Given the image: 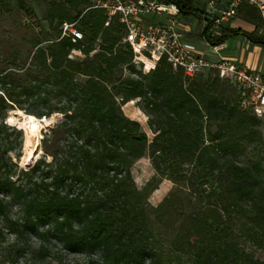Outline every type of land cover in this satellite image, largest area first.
Here are the masks:
<instances>
[{
	"label": "trees",
	"instance_id": "trees-1",
	"mask_svg": "<svg viewBox=\"0 0 264 264\" xmlns=\"http://www.w3.org/2000/svg\"><path fill=\"white\" fill-rule=\"evenodd\" d=\"M8 1L32 14L23 0ZM47 1L55 38L33 42L29 65L0 70L2 227L97 264H264V158L244 161L264 145L262 122L242 107L237 88L213 71L188 78L165 60L144 74L119 21L106 27L90 0ZM180 7L206 18L195 0ZM239 13L262 21L250 6ZM65 23H76L83 40L62 37ZM239 35L264 42L256 31L224 27L217 43ZM134 100L152 141L123 111ZM15 108L37 119L62 115L29 170L13 157L21 154L11 137L21 131L6 117ZM146 156L156 175L139 189L132 168ZM165 180L174 187L155 207L149 198Z\"/></svg>",
	"mask_w": 264,
	"mask_h": 264
},
{
	"label": "built area",
	"instance_id": "built-area-1",
	"mask_svg": "<svg viewBox=\"0 0 264 264\" xmlns=\"http://www.w3.org/2000/svg\"><path fill=\"white\" fill-rule=\"evenodd\" d=\"M90 1V9L104 12L106 27L115 20L123 25V43L131 48L133 62L143 64L146 72L154 70L162 60L188 78L213 71L237 88L244 109L260 119L264 118V76L242 63L221 56V45L217 43L225 24L236 18L245 5L257 10L264 25V0H197L205 5L202 10L205 19L210 21L207 34L210 42H204L212 47L211 53L199 48L191 38L193 28L182 18L181 0ZM203 23L205 27L206 22ZM62 31V37L84 38L76 23H65Z\"/></svg>",
	"mask_w": 264,
	"mask_h": 264
},
{
	"label": "rangeland",
	"instance_id": "rangeland-1",
	"mask_svg": "<svg viewBox=\"0 0 264 264\" xmlns=\"http://www.w3.org/2000/svg\"><path fill=\"white\" fill-rule=\"evenodd\" d=\"M23 1L31 10V15L20 9L17 2L15 1L9 2L6 0L8 3L7 8L0 9V70L13 67V62H16L21 67L29 65L30 56L34 53L33 42L35 40H41L43 42L42 46H44L56 36L54 32L52 36H48L49 25L47 22V16L49 12V2L47 0ZM195 3L200 9L204 10L205 5L202 2L195 0ZM182 18L187 20L188 24L192 26L193 32L191 33V38H193L195 44L202 50L211 53L212 47L207 46L204 42L205 39L201 36L204 23L191 16L182 15ZM236 20L239 24H248L255 27L257 35L264 38V25L262 21L259 26H256L255 24L244 20L240 13L234 21ZM247 41L249 40L242 35L232 37L223 43V53H234L236 52V48L238 49L241 44L245 45ZM73 57L83 56L81 53L75 52L73 53ZM134 65L136 70L142 71L144 74L149 73L144 70L143 64L134 63ZM128 75L129 72L126 71L124 77H128ZM204 75L208 77L210 74L206 72ZM138 102L139 100L131 101L129 104H126L123 107V111L127 117L141 123L143 132L146 133L149 140L152 141L155 135L148 126V117L137 106ZM130 108H135L137 110V117L133 118L131 116ZM24 113L25 112H21L17 108L10 109L7 113L6 122L11 127H15L21 131V135L17 136L13 134L11 137L13 140H17V142H15L17 145L16 147L21 154L20 158H18L16 154H13L14 161L18 163L20 169L29 170L41 158H43L44 151L42 148V140L45 136V133L47 132L48 127L54 126L62 118V115L54 114L50 117L48 122L42 123L41 130L38 132L36 137V155L31 161H29V164H27V156L34 145V137L29 134V128L25 125L26 118ZM261 122V131L264 140V118L261 119ZM253 149L254 147L249 149L248 154L244 159L245 162L247 160L264 158V145L259 146L257 151H253ZM18 151L17 153H19ZM50 160L51 157L48 158V161ZM132 174L137 187L142 189L156 175V172L152 166L150 158L146 156L136 162L132 168ZM173 187L174 185L172 182L165 180L160 185L159 189L156 190L149 198L151 205L155 207L158 206L168 196ZM159 191L162 193L158 195ZM15 213L16 209L13 211V214L16 217ZM0 227H2L1 221ZM0 264L97 263L95 261L90 262L83 255L69 254L63 251L61 246L57 244L55 240H49L44 246L33 236L26 237L24 240H18L9 229L2 227L0 235Z\"/></svg>",
	"mask_w": 264,
	"mask_h": 264
},
{
	"label": "crops",
	"instance_id": "crops-1",
	"mask_svg": "<svg viewBox=\"0 0 264 264\" xmlns=\"http://www.w3.org/2000/svg\"><path fill=\"white\" fill-rule=\"evenodd\" d=\"M235 19L236 18L232 19L229 23L225 24L224 27L225 28L228 27L231 29H242L246 33H253L255 31V27L248 25L246 23H245L246 25L239 24L237 20L234 21ZM223 43L219 44L221 45V49L224 46ZM221 56L232 62L242 63L247 67H249L250 69L260 72L264 76V45L263 44H253L247 41L245 45L241 44L238 47V49L236 48V52L234 53H230V52L223 53V50H221ZM130 114L133 118L137 117L138 115L137 110L135 108H130ZM159 192L158 195L162 193Z\"/></svg>",
	"mask_w": 264,
	"mask_h": 264
},
{
	"label": "bare ground",
	"instance_id": "bare-ground-1",
	"mask_svg": "<svg viewBox=\"0 0 264 264\" xmlns=\"http://www.w3.org/2000/svg\"><path fill=\"white\" fill-rule=\"evenodd\" d=\"M149 67H150V64H148V68ZM25 118H26L25 125L28 126V128H29V134L32 137H34V140H33L34 145L32 146V148H31V150L27 156V161H26V163L29 164V161H31L35 157L36 152H37L36 137H37L38 132L41 130L42 123L48 122V120L50 118L37 119L33 116H26V115H25ZM159 193H161V192H159Z\"/></svg>",
	"mask_w": 264,
	"mask_h": 264
},
{
	"label": "water",
	"instance_id": "water-1",
	"mask_svg": "<svg viewBox=\"0 0 264 264\" xmlns=\"http://www.w3.org/2000/svg\"><path fill=\"white\" fill-rule=\"evenodd\" d=\"M194 16H196V15H194ZM203 21L206 22V26H205L204 29H203V36H204V39H205L206 41L210 42V39L208 38V35H207V31H208V28H209V26H210V21H209L208 19H205V20H203ZM263 45H264V42H263ZM46 118H50V117H46ZM46 118H44V119H46Z\"/></svg>",
	"mask_w": 264,
	"mask_h": 264
}]
</instances>
